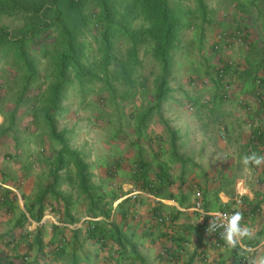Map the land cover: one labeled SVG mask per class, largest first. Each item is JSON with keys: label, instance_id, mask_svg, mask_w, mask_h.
Returning <instances> with one entry per match:
<instances>
[{"label": "trees", "instance_id": "1", "mask_svg": "<svg viewBox=\"0 0 264 264\" xmlns=\"http://www.w3.org/2000/svg\"><path fill=\"white\" fill-rule=\"evenodd\" d=\"M234 1L235 12L228 16L222 10L219 16L216 10H208L205 0H198V10L202 15L199 22L195 11L182 5L179 0H0V61L3 59L11 67L16 82L21 85L15 109L29 103L33 121L47 128L49 141L53 145L52 158L48 160L54 166L51 177L44 184H38L37 194L27 205L29 215L35 222H41L46 215H51L58 223H75L80 219L74 212L76 204L87 203L88 215L101 217L89 220L86 226L74 232L73 240L63 234L59 242L48 246L42 241L40 227L31 232L30 238L40 249L34 264H56L58 259H65L67 255L76 262L77 249L82 245L81 233L86 234L84 240L109 251V264H151L141 254L132 237L122 232L114 220L109 221L116 210L122 213L127 222L135 214L133 210L140 202V194L135 198L127 197L115 209L114 203L121 195L116 192L99 193L83 152L69 145L66 130H58V119L67 110L64 103L68 101L69 89L84 91L94 83L102 84L109 93L110 105L124 113V108L137 99V92L145 89L150 79L144 73V59L149 58L155 66L161 67V71L155 78L156 90L148 107L135 115L131 112L135 121L134 132L140 140L143 139L148 124L158 118L166 125L171 145L175 146V131L164 120V107L172 101L171 77L179 43L183 41L187 29L198 27L201 28L200 40L203 42L205 29L202 26L217 24L222 26L221 32L241 30L251 45L247 32L249 22L244 23L242 17H253L252 10L257 8L264 18V0ZM5 17L17 19L20 23L15 27L2 23ZM233 21L237 22L231 27ZM214 51V55L218 56L220 50ZM43 61L49 66L43 79L47 87L39 91L40 102L32 104L30 91L34 86L41 87L39 66ZM213 66L208 74L209 83L216 90L217 100L222 102L227 99L222 94L225 81L218 74L219 67L227 66V71L232 70L234 75L244 71L241 64L229 65L221 58ZM246 70L247 77L256 81L264 70V64L249 66ZM116 83L125 86L122 94H118L119 86ZM14 116L12 114V120ZM15 139L18 141L17 136ZM40 161L35 160L36 165ZM42 163L45 166L43 160ZM69 165L74 166L77 177L75 193L62 188L69 179L63 177L61 171ZM148 165L140 155L137 171L131 178V183L135 185L133 191H146L159 196L163 179L160 173H150L146 168ZM116 167L117 164L110 173H114ZM159 167L162 170V165ZM10 187L21 189V181L17 178L6 179L0 174V209L9 213L15 211L19 203ZM126 202H130L132 208L127 212L122 209V203ZM51 229L60 231L57 224ZM15 240L10 239L13 245L11 251L15 248ZM69 248L72 249L71 253ZM181 250L184 251L165 246L159 255L161 259L173 262L179 260ZM12 261L0 251V264H13ZM23 261L27 262L24 258Z\"/></svg>", "mask_w": 264, "mask_h": 264}, {"label": "crops", "instance_id": "2", "mask_svg": "<svg viewBox=\"0 0 264 264\" xmlns=\"http://www.w3.org/2000/svg\"><path fill=\"white\" fill-rule=\"evenodd\" d=\"M242 18L244 23L249 22L247 32L250 47L245 49L227 45L215 57L242 65L244 72L234 75L235 98L218 101L214 87L204 95L186 93L182 98L172 92V101L165 105L164 113L172 111L175 115L176 123L167 122L172 130L176 128V131H180L175 134V146L171 145L166 125L155 118L147 129L151 133L146 140H140L134 132L128 144H122L120 140L114 141L113 145L104 142V146L120 153L129 149V154L121 156L117 163V180L109 182V173L104 165L110 160L106 157L97 164L100 166L99 172L91 170L100 194L116 192L121 195L114 203L115 209L120 202L131 197L135 189L131 178L137 171L140 155L149 164L146 168L150 173H160L163 181L159 196L139 191L140 202L133 210L135 214L127 222L122 213L116 210L109 219L132 237L141 254L151 264H251L252 259L264 256V163L259 166L242 164L244 155H264V100L262 103L256 101V81H251L246 73L249 66L264 64V18L261 21H255L253 17L249 19L246 15ZM259 74L264 78V70ZM245 104H251L254 110L247 111ZM221 127H225L228 133L227 143L220 137ZM159 141L162 144L159 145ZM3 161H6L4 155L0 158V174L4 178L14 179L17 173L25 178L23 173H28L26 170L21 169L19 173V168H4ZM23 162L26 163L25 159L18 160L19 165ZM27 183L21 188L24 198L22 202L19 201L15 211L9 213L0 209V222H3L0 238L4 240L0 242V251L10 261L13 260V264H34L40 252L35 241L23 232L25 222H35L29 215L27 205L38 192L32 184ZM197 189L202 192L205 214L195 209ZM239 196L243 198L241 205L237 203ZM233 206H237L243 215L241 224L254 232V239L244 241L254 249L251 257L241 255L239 248L229 249L225 243L218 245L204 235L208 215ZM88 207L87 203H77L74 212L80 218L79 221L58 223L60 231L51 229L57 222L51 215H46L44 224L34 231L41 228L45 246L59 242L63 234L73 240L74 232L86 226L87 218H92L87 213ZM122 209L129 211L132 209L131 203H122ZM160 217H164L165 222L158 221ZM79 237L82 245L77 249V261L67 255L65 259H58L56 264H109L110 253L107 249H100L93 242L84 240L85 233ZM11 238L16 239L13 251ZM165 246L184 249L179 260L170 262L161 259L159 253ZM69 252H72L71 248ZM27 256L29 259L24 262L23 258Z\"/></svg>", "mask_w": 264, "mask_h": 264}, {"label": "rangeland", "instance_id": "3", "mask_svg": "<svg viewBox=\"0 0 264 264\" xmlns=\"http://www.w3.org/2000/svg\"><path fill=\"white\" fill-rule=\"evenodd\" d=\"M179 1L182 5L187 6V8L193 9L199 22L201 21L202 15L198 10V0ZM232 2L235 1L205 0L208 10H216L219 16L222 15V10L227 12L231 11ZM253 10L254 20L261 21L262 17L258 13V9L253 8ZM236 22L233 21L231 27L234 26ZM2 23H7L15 27L20 21L11 17H5L2 19ZM202 27L205 29L204 41L201 42L200 40V27L196 29H187L184 33L183 41L179 43V48L174 58L171 87L173 92L181 96L180 98L184 97L186 93L192 95L194 93H199L204 95L205 92L213 88L212 84H210L211 82L208 84H194L193 82L208 78L209 70L214 67L213 65L217 61L215 58L217 55H214L215 51L212 45L216 38V34L221 30L222 26L208 24ZM144 63V73L149 75L150 79L146 83L145 89H140L137 92V99L124 108L126 109L124 113H121V110L110 105L109 93L103 88V85L94 83L86 87L84 91H79L75 88L69 89L70 95L68 101L64 103L65 106H68V109L62 117L58 119V130H66L69 145L83 152L82 154L85 162L90 165L91 170L96 172L100 171V166H97V164L99 160H103V157L110 160L109 163L104 165V169L109 173V182L117 180L118 168L116 167L114 173H110L111 168L120 161L121 156H127L129 154V149H125L123 150L124 153H120L114 148L104 146V142L106 141L108 144L113 145L114 141L120 140L122 144H128L135 128V121L131 112H134L133 115H135L136 112H141L146 109L156 90L155 78L160 73L161 67L155 66L149 58H145ZM39 67V82L41 87H32L30 91V94L33 95L31 96L30 102L32 104H38L40 102L41 95H38L39 91L46 90L47 87V85H45L47 83L44 84L43 79H45L48 73L47 68H49V66L43 61ZM13 72L11 67L1 59L0 158L3 155L5 157L6 161L2 162L4 168L10 166L14 169L19 168V173L21 169L28 172L23 173L25 178L21 177V175L18 176V173L15 175V179L17 178L21 181V188L28 182L27 184H32L33 189L35 187L36 190L39 183L44 184L51 177L54 166H52L48 160L52 158L51 152L53 151V145L49 141L47 128L39 125L41 124L40 122L33 121L29 103L23 104L21 107H18L17 110L15 109L21 85L16 82ZM116 85L119 86L118 94H122L125 90V86L120 85V83H116ZM12 114H15L14 120H12ZM119 116H121V118ZM174 118L175 115L172 111L164 113V120L166 122L173 123L175 122ZM172 119H174V121ZM152 123L153 121L150 122L148 126L150 127ZM174 130L175 134L176 132H180L176 131V128H174ZM3 133L5 134L2 135ZM150 133L151 131L147 132L143 139L146 140L149 138ZM15 136H17L18 141L15 139ZM20 159H25L26 163L23 162L21 163L22 165H19L18 160ZM38 159L41 161L36 165L35 160L38 161ZM42 160L45 166H43ZM74 173L75 168L71 165L61 171L62 176L69 179L67 182L65 181L63 183L62 188L75 193L77 177H75ZM27 174L29 175L28 177ZM19 191L22 192L21 189H19ZM2 223L3 222H0V236L2 233ZM0 242H4L3 237L0 238Z\"/></svg>", "mask_w": 264, "mask_h": 264}, {"label": "built area", "instance_id": "4", "mask_svg": "<svg viewBox=\"0 0 264 264\" xmlns=\"http://www.w3.org/2000/svg\"><path fill=\"white\" fill-rule=\"evenodd\" d=\"M236 6L234 4L231 5V11H225L227 12V14H229L228 16H231L232 11L233 13L235 12ZM227 45H236L239 46L241 48H245L248 49L249 48V42L247 41L244 33H242L241 30H227L224 32L218 33L216 35L215 38V42H214V50H221V48L227 46ZM234 62H229V65H233ZM227 67V66H226ZM225 66H220L219 70H218V74H220L223 79H224V85L222 87V94L224 96L225 99L230 100L235 98V85H236V81L234 78V74L233 71H227V68ZM230 67H235V66H230ZM228 67V68H230ZM194 84H208L209 80L208 79H202L199 81H194ZM254 97L256 99V101H258L259 103H262L264 100V78L262 76L258 77L256 79V86L254 89ZM245 109L247 111L252 112L253 106L251 104H245ZM252 124H250L251 126ZM220 137L222 138V140L224 142H228V133L226 131L225 127H221L220 131H219ZM252 137H255L254 135H252ZM14 193L17 195L18 201L22 202L23 201V197L21 192L19 191L18 188L15 187H10ZM137 194H139V191H133L131 193V196L133 198H135L137 196ZM195 197H196V202H195V209L203 214H205L204 208H203V204H202V192L200 189H197L195 191ZM238 204H243V198L241 196L238 197L237 200ZM233 211H238L237 206H233L231 208L228 209H220V210H216L211 212L208 216V221L206 222V225L204 227V235L206 238H210L212 239V241L218 245H223L225 242L220 238V233L219 231H222V229L218 230V231H213V232H209L208 229L211 225V222L213 220V222H218L221 220H224V218L228 215H230ZM100 218H87L86 220H97ZM158 220L160 222H164L165 218L164 217H160L158 218ZM34 223V225H33ZM87 224L89 222H86ZM42 224H44L43 221L41 222H27L25 225V232L26 234H28V236H31L30 233L33 232L35 230L36 227L41 226ZM55 224H58V222H56ZM226 227V225H225ZM29 259V257H25V260L27 261Z\"/></svg>", "mask_w": 264, "mask_h": 264}, {"label": "clouds", "instance_id": "5", "mask_svg": "<svg viewBox=\"0 0 264 264\" xmlns=\"http://www.w3.org/2000/svg\"><path fill=\"white\" fill-rule=\"evenodd\" d=\"M262 163H264V155L252 153L242 157V164L245 166L250 164L259 166ZM242 219L243 215L240 211H233L224 220L215 223L212 220L208 231L213 232L222 229V231H219L220 238L229 249L239 248L241 255L251 257L254 249L246 245L244 241L254 239V232L250 227L241 224ZM251 264H264V256L252 259Z\"/></svg>", "mask_w": 264, "mask_h": 264}]
</instances>
